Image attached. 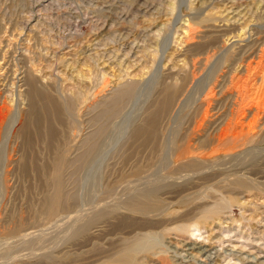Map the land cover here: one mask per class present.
I'll use <instances>...</instances> for the list:
<instances>
[{
    "label": "rangeland",
    "instance_id": "374dc122",
    "mask_svg": "<svg viewBox=\"0 0 264 264\" xmlns=\"http://www.w3.org/2000/svg\"><path fill=\"white\" fill-rule=\"evenodd\" d=\"M210 37H219L216 46L200 54ZM28 81L46 98L27 95ZM196 85L200 93L169 112L186 116L181 134L189 144L216 120V127H237L234 136L251 132L264 150V0H0V264H102L107 245L92 229L74 233L91 191L97 194L101 163L113 167L117 147L132 143L129 133L165 89L173 100L185 89L177 98L185 100ZM50 102L60 113L49 111ZM168 124L166 116L161 128ZM102 133V150L83 165ZM59 157L62 205L47 218ZM225 196L221 225H191L169 232V241L211 245L208 264H264V197L245 193L238 206ZM109 239L110 254L123 251L115 261L135 256L141 240Z\"/></svg>",
    "mask_w": 264,
    "mask_h": 264
},
{
    "label": "bare ground",
    "instance_id": "6f19581e",
    "mask_svg": "<svg viewBox=\"0 0 264 264\" xmlns=\"http://www.w3.org/2000/svg\"><path fill=\"white\" fill-rule=\"evenodd\" d=\"M218 39L216 37L209 39L207 45L204 44L200 47V54L205 53L210 47L216 46ZM246 53L248 52L246 51ZM226 57L227 55L222 56L216 61V65H221ZM28 85L27 95L34 99L43 96L37 91L33 82L28 81ZM184 91L185 89L179 93L178 97L183 96ZM174 93L172 89H165L162 94L164 95L163 101L158 102V106L145 115L146 117L144 116L129 133L130 135L128 134L132 143L117 147L118 159L113 163L112 168H110L109 160L101 163L100 173L95 180L98 186L97 194L91 191L87 206L83 209L85 214L80 212L82 218L78 219L80 224L75 230V234L89 233L92 229L96 234L94 239L97 238L107 246H111L110 243H113V241L109 243V238L119 237L123 241L130 240V242L137 238L141 239L138 240L140 244L138 247L136 246L138 249L135 256L129 258L124 256L126 259L123 261L122 259H117L118 261L111 259L117 253L123 252L122 250L115 251L116 254L113 255L110 254L112 249L107 246L103 247L100 253L104 258L102 264H208V261L214 260L211 258L216 254V252L212 253L211 245L176 241L180 244V247H177L169 241L171 239L169 232L184 234L183 232L191 225H198V227H205L213 231L212 224L220 223L221 225L224 221L219 217L224 209L223 206H225L221 203L223 199L219 195H227L228 197H225L229 199L228 202L236 203L238 206L243 205L239 196L245 193L254 192L264 197V150L255 147L257 136L250 137L251 132L244 134L243 130L237 133L238 135L234 133V136L233 132L237 127L231 126L230 123L225 128L216 127L213 125L217 123L215 120L216 122L207 124L208 126L205 125L204 135L198 141L196 140V144H189L191 136L186 133L181 134V126L185 122L186 116L182 115L181 118L179 114L170 116L169 112L173 106L175 107V104L177 106L181 104L179 107L184 106V101L187 102L190 95L191 98L195 94L198 95L200 88L196 85L185 100L184 97L181 100L176 97L174 101ZM123 95L127 94L123 93ZM45 98H41L40 101ZM48 106L49 111L51 110L55 114L60 113L59 105L54 102H50ZM67 106L70 111L73 109L72 103L66 104ZM36 109L41 110L37 106ZM30 114L32 115V113ZM33 114L35 115L36 112ZM166 116L167 119L169 118V124L164 130L161 127L162 120ZM175 117L179 118L178 121L173 119ZM231 119L234 121L235 118ZM231 119H228L229 122ZM38 122L37 124H39ZM22 132L26 135L27 129L23 128ZM46 135L51 142L55 140L56 135L52 130H46ZM96 136L97 140L89 146V150L87 149L83 165L88 164V160L96 157L102 150V142H106L103 141V133ZM137 140H141V142L133 144ZM54 164L52 193L44 199L47 218L58 216L60 213L59 204L62 202L63 195L60 170L64 161L59 157ZM210 190L214 191L209 192ZM212 201L216 207L209 209ZM150 236H157L159 243L157 244ZM163 255L169 263L162 262Z\"/></svg>",
    "mask_w": 264,
    "mask_h": 264
}]
</instances>
